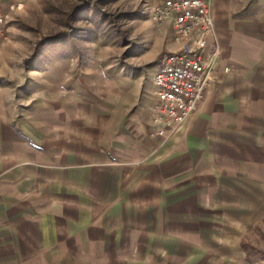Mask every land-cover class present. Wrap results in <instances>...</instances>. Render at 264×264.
<instances>
[{"label":"crops","instance_id":"0c3cea01","mask_svg":"<svg viewBox=\"0 0 264 264\" xmlns=\"http://www.w3.org/2000/svg\"><path fill=\"white\" fill-rule=\"evenodd\" d=\"M212 3L220 66L166 141L151 136L158 63L48 69L56 77L31 89L0 77V264L184 250L263 194L264 0ZM158 34L161 50H179L169 22Z\"/></svg>","mask_w":264,"mask_h":264},{"label":"rangeland","instance_id":"374dc122","mask_svg":"<svg viewBox=\"0 0 264 264\" xmlns=\"http://www.w3.org/2000/svg\"><path fill=\"white\" fill-rule=\"evenodd\" d=\"M2 4L9 31L0 43V77L11 84L36 87V80L56 77L48 69H154L170 52L160 49L157 32L164 24L151 20L146 0H2ZM260 190L262 195L252 196L255 203L249 195L250 201L236 202L214 220L211 241L191 234L194 240L181 242L184 250L152 251L148 258L126 257L123 264H264V203L258 201L264 186ZM242 243L253 262L246 259ZM70 252L72 257L58 255L52 264L104 262Z\"/></svg>","mask_w":264,"mask_h":264},{"label":"built area","instance_id":"2783aa9c","mask_svg":"<svg viewBox=\"0 0 264 264\" xmlns=\"http://www.w3.org/2000/svg\"><path fill=\"white\" fill-rule=\"evenodd\" d=\"M157 24L169 22L177 51L164 53L155 75L157 104L151 136L166 141L196 113L206 90L214 83L222 50L213 18L212 0H146ZM8 16L0 0V43L8 34ZM230 68H224L229 73Z\"/></svg>","mask_w":264,"mask_h":264},{"label":"trees","instance_id":"16d2710c","mask_svg":"<svg viewBox=\"0 0 264 264\" xmlns=\"http://www.w3.org/2000/svg\"><path fill=\"white\" fill-rule=\"evenodd\" d=\"M241 248H242L243 252L245 253L246 259L248 260V262H253V258L251 257V253H250V250H249L248 246L245 245L244 243H242V247Z\"/></svg>","mask_w":264,"mask_h":264}]
</instances>
